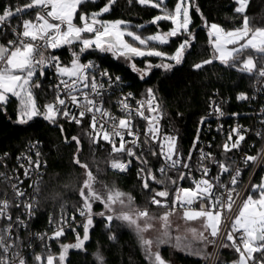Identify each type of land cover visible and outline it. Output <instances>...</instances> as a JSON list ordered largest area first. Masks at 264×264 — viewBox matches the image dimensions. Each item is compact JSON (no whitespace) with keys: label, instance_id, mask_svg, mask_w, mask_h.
I'll return each mask as SVG.
<instances>
[{"label":"snow or ice","instance_id":"snow-or-ice-1","mask_svg":"<svg viewBox=\"0 0 264 264\" xmlns=\"http://www.w3.org/2000/svg\"><path fill=\"white\" fill-rule=\"evenodd\" d=\"M135 2L160 11L161 14L155 16L150 24L159 28L161 21H170L171 29L145 37L133 30V27H146L143 24L132 26L124 20L109 22L100 19L112 10L116 0H108L103 8L90 15L81 12L79 24L74 22L78 9L82 5L95 3V0H28L23 6H13L11 3L0 6V36L7 37L10 33L12 37L6 43H0V109L7 105L10 97L16 98L19 103V124H27L33 118L42 116L53 124L58 118H64L80 125L85 117H90L91 130L86 135L93 145L101 139L112 145V153L115 155L110 168L123 173L133 162L139 163L141 167L138 174L143 188L154 192L151 204L167 209L161 216L154 218L147 210L133 207L132 197L125 196L118 190L110 189L106 197H99L88 183L91 180L89 173L79 193L82 198L79 215L86 220L81 225L83 238L78 236L74 245H62V252L58 257L49 252L46 256L36 255L35 260L37 264H67L68 248L81 249L84 242L89 240V230L93 225V204L99 202L104 211L98 215L106 222V227L110 228L113 221H121L135 230L148 264H168L160 253L161 245H171L189 257L202 260L203 264H207L212 258V254L205 251L209 246L234 250L238 258L232 264H264V179L259 184H250L246 198L241 199L237 205L236 201L240 199L237 184L242 169L228 155L240 149L248 130L240 125L229 130L226 142L222 145L223 158L198 148V130L193 148L185 155L179 147L178 137L162 131V111L154 89H147L145 99L135 101V108L130 102L131 93L117 98L116 106L122 115L115 116L105 105L111 99L108 96L109 89L119 85L121 77H113L93 61L82 62L81 58L86 52L111 53L117 59L123 57L128 61L141 79H145L153 68L173 71L182 65L193 39L189 29L190 0H176L172 10L167 8L165 0ZM129 3H133V0H129ZM235 3L237 6L234 11L242 16V26L227 31L216 23L208 25L205 21L212 38L213 56L212 59L195 64L194 68L200 70L218 60L241 73L252 74L258 78V82L264 83V26H250L249 16L246 14L250 0H235ZM30 10L35 13L34 16L24 19L23 15L29 14ZM196 11H200L199 7H196ZM14 18H19L15 25ZM181 35L185 39L179 43L174 54L168 55L158 50L160 46L168 45L171 38ZM64 47L71 52L72 58L68 64H64L55 54L56 50ZM138 57H156L161 62H149L145 69H139L133 62ZM49 70L54 77V82L49 86L53 98L41 109L37 104L36 89L41 88L40 80L47 78ZM238 99L245 100L248 97L240 94ZM261 114L264 116V110H261ZM210 115L220 119L225 116V112L221 105L213 102ZM232 115L237 116L235 113ZM137 117L146 122L143 132L134 123ZM206 119L202 118L200 123L204 124ZM222 128L221 125L218 131ZM256 134L262 135L260 132ZM71 139L79 149L80 139L76 136ZM149 154L158 162L162 161L155 171L149 166ZM36 156H40L39 151ZM75 163L81 165L79 159ZM242 163L244 166L255 164L264 168V153L258 156L244 155ZM39 167V159L33 162L29 158L25 175L29 174L30 169L35 171ZM213 168L216 169L215 173ZM156 172L159 173V178ZM226 175L229 177L227 183L222 180ZM178 180H190L192 186H179ZM151 183L163 185L164 189L154 191ZM169 185L175 186L171 206L167 202L170 196ZM12 188L17 199L26 195L15 184ZM38 190L37 187L36 191ZM117 206L119 209L128 208L129 211H118ZM8 208V200L0 201V218L6 217L10 222L7 228L0 229V264H27L19 248L20 237L13 235L12 217L8 214ZM24 208L29 210L28 214L31 216L33 203L25 204ZM67 224V220L62 221V225ZM15 225L18 228L26 227L19 217ZM72 230L75 231L74 228ZM150 231L154 235L147 238L144 234ZM64 232L65 227L59 226L49 239H58ZM39 239L44 240L45 237L40 236ZM45 249L47 250V245ZM96 259L99 264H104L103 257L97 255ZM217 264L223 262L217 261Z\"/></svg>","mask_w":264,"mask_h":264},{"label":"trees","instance_id":"trees-1","mask_svg":"<svg viewBox=\"0 0 264 264\" xmlns=\"http://www.w3.org/2000/svg\"><path fill=\"white\" fill-rule=\"evenodd\" d=\"M169 10L174 9L176 0H165ZM190 19L189 29L192 33V43L185 53L182 65L177 66L173 71L153 68L151 73L141 79L138 72L132 70L130 65L120 59L115 58L110 53H100L99 51L86 52L82 60L94 58L98 60L101 67L120 75L128 87L139 95H145L146 90H155V96L162 111L164 132L178 137L179 147L185 155L193 148L199 130L200 140L204 132L202 118L206 117L209 99L218 93L229 100L226 107L227 122H242L252 127V133L246 141L245 148L234 150L229 153L237 164L241 167L242 173L237 184L242 187L247 180L254 164L244 166L239 161V154L242 150L248 155H260L264 148V116L259 115L264 110V94L258 100L243 101L238 99L240 94L251 97L253 87L258 80L252 74L241 73L237 69L229 68L220 62L214 61L212 64L205 65L202 69L196 70L194 65L212 59L213 47L210 43L208 25L216 23L223 29L231 31L236 27L242 26V16L234 11L237 6L235 0H190ZM108 3V0H95V3L82 5L79 8L75 20L79 22V14L85 12L91 14L99 11ZM0 6L3 2L0 0ZM199 7L200 11H196ZM161 14L158 9L150 6L139 5L133 0H116L112 10L101 16L104 20L116 21L124 20L130 25H145L146 27L136 29L143 36L157 33L158 31L167 32L171 29L170 21H161L159 28L150 24V21ZM249 16L251 27L264 26V0H250L246 10ZM185 37L183 35L170 39L168 45L160 46L169 55L174 54L179 43ZM64 64L71 60V52L67 47L55 51ZM137 68L145 69L147 63L157 64L160 58H135L133 61ZM167 63L168 61H164ZM258 63V67H259ZM41 88L36 89V100L38 106L43 109V105L52 100L50 82L47 78H41ZM19 103L16 98L10 97L7 105L0 109V151L8 152L15 157L31 141H38L42 145L44 159L48 163V169L44 181L40 187L37 211L35 219L30 227L41 230L49 225L50 222L57 221L65 215L79 216V208L82 206V198L79 193L88 174H91V184L93 192L104 197L111 185L132 196L133 202L138 209H148L149 214L165 212L167 209L151 204V196L154 192H149L142 186L139 170L141 165L134 162L133 167L126 174H118L110 168V163L115 154L111 147H103L100 143L93 145L86 135L91 129L88 123L80 125L58 118L55 124L37 116L27 124L17 122L19 115ZM235 113L237 116H233ZM63 129V130H61ZM262 135L258 136L256 133ZM80 139L79 149L72 137ZM226 136H220L214 143V154L223 158L222 145L226 142ZM199 140V142H200ZM194 157V156H193ZM79 159L81 165H77L75 160ZM153 160V159H152ZM158 161L153 160L149 165L155 171ZM157 177L159 174L156 172ZM264 175V168H260L254 182H260ZM227 181V179H226ZM182 187H191V181H177ZM154 191L163 190V185L151 183ZM175 186L169 185L170 196L167 198L171 206L174 198ZM164 199V198H160ZM103 210L102 203L93 204L92 213L93 225L89 230V240L84 242L81 249L68 248L66 253L67 264H99L95 256L101 253L104 257V264H148L142 254L133 235L124 226L117 225L106 227V222L98 215ZM79 238H83V228L79 230ZM78 236L71 233L61 236L53 243L52 254L58 257L62 252V245H74L77 243ZM114 237V239H113ZM44 254V256H46ZM165 259H169L168 251L164 250ZM237 254L230 248H223L217 261L223 264H231L237 259ZM175 260L179 264H203L200 259L192 258L182 254H176ZM217 264V263H216Z\"/></svg>","mask_w":264,"mask_h":264},{"label":"built area","instance_id":"built-area-1","mask_svg":"<svg viewBox=\"0 0 264 264\" xmlns=\"http://www.w3.org/2000/svg\"><path fill=\"white\" fill-rule=\"evenodd\" d=\"M3 2V6H7L9 3H11L13 6L20 5L23 6L28 2V0H1ZM34 12L31 10L29 11V14H24V19H30L32 16H34ZM19 22V18L13 19V25ZM8 38H12L11 34L9 33L7 37L0 36V43H6V40ZM59 50V49H58ZM59 56V55H57ZM60 57V56H59ZM61 59V57H60ZM62 61V59H61ZM89 61L95 62L99 67L103 70L108 71L113 77L120 75L109 71L108 69H104L101 67V64L98 60L90 57L82 60L83 63H87ZM48 79L50 84L54 82V77L51 75V71L48 72ZM115 84V82H114ZM127 82L123 80L121 77V83L119 85H115L114 89H109L108 96L111 97L110 102L105 105L106 108H108L111 113L115 116H121L122 113H120L119 107L116 106V100L119 97L126 96L128 93L132 94V100L130 101L133 105V108L136 107L135 101H139L142 99H145V95H139L135 91H133L130 88H127ZM113 91H115V94L113 95ZM264 94V83L256 81L253 87V94L248 99H245L243 101H249L252 100H258L261 96ZM247 97V96H246ZM158 101V100H157ZM213 102L215 104L221 105L223 111L225 112V116L223 118L217 119L215 115H210V112L213 107ZM208 111L206 114V122L203 124L204 132L202 135V139L200 140L198 144V148H202L207 152H211L214 156V143L216 142L217 138L220 136H227L229 130L237 125H240L243 129H247L248 132L245 133L246 140L242 142L241 148H245L246 141L248 140V137L252 133V127L249 124H244L242 122H227L226 119V107L229 103V100L227 98H224L218 93H215L208 102ZM159 104V102H158ZM261 114V111L259 113ZM90 123V117H85L82 123ZM81 123V124H82ZM134 123L139 127L140 131L143 132L146 127V122L141 120L139 117H137L134 120ZM160 124L162 127V131L164 132V124L161 117ZM223 126L222 130L218 131V128L220 126ZM126 139H130V137H126ZM141 140H143V136H141ZM98 143H100L103 147H111L112 145L109 144L107 141L98 140ZM35 146V147H33ZM118 146V143H117ZM40 152V156H36V152ZM264 153V148L261 151L260 154ZM244 155H248V152L245 150H242L239 154V161L242 163V158ZM29 158L35 162L37 159L40 161V167L39 169L33 171L32 169L29 170V174L25 175V168L29 167ZM196 154H194L193 159L195 160ZM147 159L149 160V165L152 163L153 160L157 159L155 157H152L150 154L147 156ZM153 159V160H152ZM160 163L162 161L158 162L157 168H159ZM134 162L132 166L126 171V172H119L118 170L112 169L118 174H126L129 172V170L133 167ZM34 167V165H33ZM48 169V163L44 159L43 152H42V145L38 141H31L29 142L25 148L19 152L15 157L10 156L8 152L0 151V201L2 200H8L9 208H8V214L12 217L11 223L13 224V235L19 236L20 239L18 241L19 248L21 251V255L24 256V258L27 260V264H37L35 260L36 255L44 256V254H48L49 252L52 253L53 251V243L57 239H49V237H52L55 230L59 226L65 227V234L71 233L74 236H78L79 230L82 228L81 225L86 222L84 217L75 216V215H65L60 217L57 221L50 222L49 225L41 230L33 229L30 227L31 222L35 219V214L37 211L38 206V199L40 194V187L42 185V182L44 181V178L46 176ZM260 170V167L254 164L247 180L243 184V186L240 188L237 186V190L240 193V199H237L236 203L237 205L240 204L241 199L245 198L247 193L250 191V184H253L254 179ZM216 172V169L213 168V173ZM158 173V172H157ZM159 174V173H158ZM170 175L175 176L174 173H170ZM198 178V174H197ZM229 177L226 175L225 177H222V180L227 183ZM15 184L17 189L21 192H24L26 195L23 197H20L17 199V197L14 194V189L12 188V185ZM39 188L38 191H36V188ZM33 203L34 210L32 211L31 216L28 214L27 209L24 208L25 204ZM19 205V206H18ZM235 207V206H234ZM140 210H147L140 209ZM19 217L25 222L26 227L24 228H18L15 225V221ZM74 218V219H73ZM68 221L67 225H62V221ZM9 221L7 218H0V229H5L9 225ZM75 229L73 231L72 229ZM63 235V236H64ZM44 236V240H40L39 237ZM45 245H47V250L45 249ZM217 245H219V241H217ZM223 248H220L218 246L212 247V258H210L208 264H216L217 260L219 258V255L221 253Z\"/></svg>","mask_w":264,"mask_h":264},{"label":"rangeland","instance_id":"rangeland-1","mask_svg":"<svg viewBox=\"0 0 264 264\" xmlns=\"http://www.w3.org/2000/svg\"><path fill=\"white\" fill-rule=\"evenodd\" d=\"M246 10H247V9H246ZM78 11H79V9H78ZM93 12H97V11H93ZM91 13H92V12H91ZM100 19L104 20L102 17H100ZM106 21L112 22V21H110V20H106ZM74 22L77 23V24L80 23V22H77L76 20H74ZM209 37H210V36H209ZM125 39H126V40H130V38H128V37H125ZM210 43H211V45H212V38H211V37H210ZM137 46H138V45H137ZM212 47H213V46H212ZM229 47H231V46H229ZM165 53H166V52H165ZM174 53H175V52H174ZM110 54H111V53H110ZM166 54H167V53H166ZM111 55H112V54H111ZM168 55H169V54H168ZM119 59L122 60L123 62H125L126 64L130 65V63H129L128 61H126L123 57H121V58H119ZM216 62H219V61L217 60ZM262 179H264V175L261 177V180H262ZM261 180H260V182H261ZM260 182H255L254 184H259ZM110 189L118 190V191L122 192L123 194H125V196H131L130 194L125 193V192H123L122 190L118 189L116 186L111 185V186L109 187V189L106 191V194L104 195V197L107 196V194H108V192H109ZM131 197H132V196H131ZM102 198H103V197H102ZM245 198H246V197H245ZM132 205H133V207H135L134 202H133V198H132ZM117 207H118V211H123V212H128V211H129L128 208L119 209V206H117ZM135 208H136V207H135ZM102 211H104V207H103V210H102ZM102 211H101V212H102ZM163 213H164V212H156V213H152V214H149V215L152 216V217H154V218H158V217L161 216ZM92 214H93V213H92ZM94 216H96V215L93 214V217H94ZM113 222H115L117 225L124 226L125 228H127V229L130 231V233L133 235L135 241L137 242V244H138V246H139V248H140L142 254H143L144 257H145L144 250H143V248H142V246H141L140 238H139V236L137 235V233L135 232V230H134L132 227H129V226H128L126 223H124V222H121V221H113ZM144 235H145L147 238H151L154 234L150 231V232H148V233H145ZM67 246H68V245H67ZM212 247H213V246H209L208 248L205 249V251L208 252L209 254H211ZM164 250L168 251V254L170 255L169 259H165V258H164V255H163V251H164ZM160 253H161L162 257L168 262V264H179V263L175 260V255H176V254L186 255V254H184V253H182V252H180V251L174 249L171 245H161V246H160ZM97 255L103 257V255H102L101 253H98V254H96L95 258L97 257ZM186 256H187V255H186ZM237 256H238V255H237ZM237 258H238V257H237ZM145 259H146V257H145ZM96 260H97V259H96ZM209 260H210V259H209ZM209 260L207 261V264H208ZM97 261H98V260H97ZM103 262H104V257H103ZM98 263H99V261H98ZM231 264H232V263H231Z\"/></svg>","mask_w":264,"mask_h":264}]
</instances>
